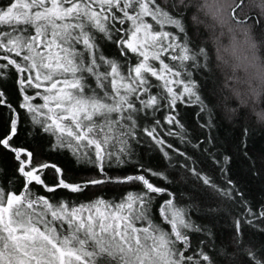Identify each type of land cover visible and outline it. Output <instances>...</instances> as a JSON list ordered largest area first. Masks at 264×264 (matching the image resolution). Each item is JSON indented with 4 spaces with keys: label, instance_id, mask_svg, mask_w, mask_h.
Returning <instances> with one entry per match:
<instances>
[{
    "label": "snow or ice",
    "instance_id": "snow-or-ice-1",
    "mask_svg": "<svg viewBox=\"0 0 264 264\" xmlns=\"http://www.w3.org/2000/svg\"><path fill=\"white\" fill-rule=\"evenodd\" d=\"M194 6L0 0V264H264V194L244 190L227 146L212 135L193 137L187 127L189 117L201 130L217 127L213 100L196 78L209 51L192 38ZM247 19L264 26V18ZM109 46L116 53L106 54ZM22 130L45 141L49 156L69 153L93 175L77 179L59 160H39L36 148L17 143ZM247 136L242 129L238 154L256 178L264 162L257 167ZM141 145L226 207L182 202L186 194L166 170L134 159ZM205 161L211 172L197 166ZM105 185L128 190L119 200L57 199ZM222 221L227 228L217 229Z\"/></svg>",
    "mask_w": 264,
    "mask_h": 264
},
{
    "label": "trees",
    "instance_id": "trees-1",
    "mask_svg": "<svg viewBox=\"0 0 264 264\" xmlns=\"http://www.w3.org/2000/svg\"><path fill=\"white\" fill-rule=\"evenodd\" d=\"M239 0H237L238 3ZM6 3L7 0H4ZM196 4L197 1L195 0ZM198 3H200L198 1ZM235 3V6L237 5ZM234 7L231 8L233 12L235 9ZM238 8L236 9V13L238 12ZM194 14L197 16V19L200 21L207 22L203 19V14L199 13L194 6L192 13H188L189 19L191 15ZM206 16V15H205ZM250 16V13L247 12L246 14H242L239 16V20L245 22H251L253 20H248L247 18ZM256 17L255 15H252ZM208 18V16H206ZM245 18V20H243ZM196 24L195 30L192 33V38L196 41L199 45L202 42H206L207 49L209 51V61L208 66L203 69L202 72L197 73V80L200 84L202 95H205L209 98H212L213 105H214V98L212 93L214 92L217 83L223 78V70L222 64L218 59H216L214 55V41L211 35L207 33L205 26L201 24ZM209 25V24H208ZM261 39H264V36H260ZM106 54H113L116 53V49L112 46L106 48ZM232 74L231 72H228ZM238 75V73H237ZM41 101L37 100L36 103H40ZM191 111V110H189ZM214 114H215V123L217 125L211 132L208 130H201L199 129L189 117L187 120V127L190 129V135L193 137H202L204 135H212L217 138V142L220 144H224L232 151L235 155V161L233 164V171L236 174L239 182L241 183L242 187L245 191H247L250 195L259 197L260 195L264 194V173H261L259 177L254 178L251 175V172L245 167H241L242 160L238 154L237 144L240 143L241 139V131L242 129L246 128L248 130V136L245 137L247 139L249 148L248 151L250 155L256 160L257 167L264 162V127H258L255 124L251 123L245 116L244 111L240 112L239 118L234 121L233 123H226L224 119L221 117L220 112L214 107ZM163 112L158 113L157 116L159 119L163 120ZM47 139V138H46ZM170 142L179 143L178 141H172L171 138ZM195 139H193V143H195ZM18 144L26 145L30 148H36L38 151V159L39 160H59L68 170L69 175L74 176L77 179L81 178H89L93 175L90 172H84L80 170L79 166L75 163L74 158L66 152H61L58 156L53 154L51 156L48 155L47 148L48 145L45 141H41L39 139L32 140L31 138L26 136L25 131H21L20 136L17 140ZM181 148L188 147V151L190 154L194 155L195 157H199L200 153L193 150L188 145H179ZM137 155L134 159H140L141 157L142 162L147 165L148 167L155 168L157 170H166L170 174V178L173 181V186L177 192H184L186 195L182 202L191 203L194 206V209H199L206 207L208 203L215 200L217 205L220 208H225L226 204L223 202V198L216 197L214 194H211L210 191L201 190V185L196 182L193 177L189 174L184 172L183 169L179 167H168V162L164 160L162 155L153 148H149L148 145H141L137 148ZM175 156V154H172ZM11 169L13 167L11 162V157H9L6 161H4ZM173 164L176 163L174 160ZM198 167L202 168L205 172H211V165L208 162H204L203 164L197 165ZM112 175H125L126 172H112ZM218 176V173H212ZM219 182V181H218ZM128 190L127 186L124 185H105L99 188H89L82 194H71L68 195L66 193H58L57 199L64 196L66 199L75 200L76 203H80L83 201H88L91 199H95L98 196H102L105 199H113L119 200L120 197ZM40 194L44 193L43 189H40ZM77 195L79 198L77 199ZM189 195L195 196L196 199L189 200ZM204 201V203H202ZM194 219L198 221L201 219V213L198 211H193ZM220 228H227V224L225 222L217 223V229ZM225 237H227L228 233H223Z\"/></svg>",
    "mask_w": 264,
    "mask_h": 264
},
{
    "label": "clouds",
    "instance_id": "clouds-1",
    "mask_svg": "<svg viewBox=\"0 0 264 264\" xmlns=\"http://www.w3.org/2000/svg\"><path fill=\"white\" fill-rule=\"evenodd\" d=\"M236 2L237 0H224L220 10L205 11V15H209L221 27H227L232 34L234 45L231 50L225 51L236 61L231 65L232 74H225L212 93L214 106L226 123H233L239 118L240 112L244 111L251 123L264 127V39L258 38V35L264 36V27L235 18L231 8ZM192 3L201 9L202 6L196 4L195 0ZM248 8L250 16L264 18V0H248ZM205 27L211 25L206 24ZM257 29L260 30L259 34ZM236 33L243 36V42L239 46L235 44ZM215 55L216 59H222L219 50ZM239 71L243 72V76L237 75Z\"/></svg>",
    "mask_w": 264,
    "mask_h": 264
},
{
    "label": "rangeland",
    "instance_id": "rangeland-1",
    "mask_svg": "<svg viewBox=\"0 0 264 264\" xmlns=\"http://www.w3.org/2000/svg\"><path fill=\"white\" fill-rule=\"evenodd\" d=\"M196 1L198 5L202 6L201 9H198L196 7V10L199 13L203 14V19L207 21V22H203L199 24H201L202 26H205L206 24L211 25V27H208V28L205 27V29L207 33H209L212 37V39L210 40L214 41V55L217 52V50H219V54L222 57V59L219 60L220 63L222 64V70H223L222 75L223 76L225 74L231 75L228 72H231V65L234 64L236 61L229 54V52L225 51V49H229V50L232 49L234 45L233 36L231 33H229L227 27H221L216 21L212 20L209 15H206L208 16V18L205 16V11L208 9H211L213 12L220 10L223 7L224 0H196ZM198 1L200 3H198ZM239 4H240V0L238 1L236 7H234L235 11L237 8L239 10L234 16L237 19H239V16L242 15L243 13L246 14L247 12H249L248 0H244L242 7H239ZM243 20H245V18ZM251 22L255 23L254 20ZM261 27H264V26H261ZM259 32L260 30L257 29L258 34ZM221 33H223V35H221ZM258 38H260V35H258ZM242 42H243V36L240 33H236L235 44L239 46L240 44H242ZM225 61H227V63H225ZM238 75L243 76V72L239 71Z\"/></svg>",
    "mask_w": 264,
    "mask_h": 264
}]
</instances>
